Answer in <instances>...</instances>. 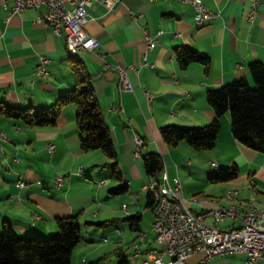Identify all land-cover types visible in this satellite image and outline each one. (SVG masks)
<instances>
[{"label": "crops", "instance_id": "crops-1", "mask_svg": "<svg viewBox=\"0 0 264 264\" xmlns=\"http://www.w3.org/2000/svg\"><path fill=\"white\" fill-rule=\"evenodd\" d=\"M201 1L215 12L201 27L194 23L193 8L178 0H120L87 7L85 28L100 45L79 51L77 57L93 75L95 95L117 152V168L128 191L109 193L119 184L112 176V161L99 150H81L74 105L64 106L53 126H28L0 116V130L8 136L0 141V228L6 221L21 236L45 237L57 230L56 218L78 213L83 237L72 250L71 264H90L102 256L105 260L110 256L109 264H115L118 250L128 254L129 264H139L146 250L159 246L155 234L143 232L141 222L139 231L129 225L132 232L127 233L124 218L143 216L146 210L153 214L147 207L148 192L141 190L147 179L142 156L148 152L161 155L169 178L196 169L212 174L218 167L238 166V176L224 189L219 187L218 196L190 191L176 175L182 199L195 213L226 204L223 194L231 189H238L240 197L254 195L264 208V153L233 137L229 112L220 117L221 129L210 149L195 150L185 142L169 146L159 132L168 124L183 128L208 124L214 112L206 91L241 78L251 82L249 64L264 63V0ZM252 6L254 17L248 20ZM41 10L9 14L0 0V100L11 106L46 107L74 87L65 39L37 21ZM134 13L141 16L133 18ZM144 31L158 37L151 50L146 48ZM179 46L206 53L208 69L196 62L182 68L175 57ZM40 55L49 58L45 77L36 74ZM117 64L135 65L127 71L131 90H119L113 68ZM144 89L150 92V101ZM49 142L54 144L52 152L47 149ZM57 175L64 177L58 187ZM20 179L25 182L22 187L16 184ZM103 180L106 183L100 185ZM99 221L107 224L98 226ZM205 221L215 223L210 215ZM237 222L226 219L219 224ZM135 248L140 251L137 256ZM162 258L170 260L168 255ZM200 258L201 254L194 255L185 264H196ZM208 264H247L246 254L215 256Z\"/></svg>", "mask_w": 264, "mask_h": 264}, {"label": "trees", "instance_id": "trees-1", "mask_svg": "<svg viewBox=\"0 0 264 264\" xmlns=\"http://www.w3.org/2000/svg\"><path fill=\"white\" fill-rule=\"evenodd\" d=\"M70 69L74 87L62 94L52 104L42 108L32 106H11L0 100V116L17 120L28 126H53L61 115L62 108L68 104L75 106V122L79 135V146L83 151L99 150L112 161V176L119 181L108 192L113 195L125 194L126 183L122 182L117 168V152L111 131L102 115L95 90L93 75L77 55H71ZM175 57L182 68L196 62L208 69L209 56L198 49L179 46L175 48ZM251 81L244 78L206 91V100L214 112V118L202 126L179 127L168 124L160 127L162 140L169 146L185 142L195 150L212 148L218 138L220 117L229 112L231 133L241 144L264 153V63L254 61L248 67ZM145 173L156 178L163 170L164 163L158 152H148L142 156ZM239 174L236 164L218 167L209 177L212 182H227ZM154 192L147 194V207L155 206ZM132 231L140 230L142 216L138 213L124 218ZM104 226L106 221L95 223ZM57 230L42 237L38 235L21 236L4 221L0 228V264H71L72 250L81 242L82 233L79 214L56 218ZM155 237V236H154ZM105 256L90 264H103ZM115 264H129L128 254L124 250L116 253Z\"/></svg>", "mask_w": 264, "mask_h": 264}, {"label": "built area", "instance_id": "built-area-1", "mask_svg": "<svg viewBox=\"0 0 264 264\" xmlns=\"http://www.w3.org/2000/svg\"><path fill=\"white\" fill-rule=\"evenodd\" d=\"M178 1L193 8L194 23L197 27H200V20H210L215 15V12L204 5L201 0ZM118 2L120 0H2V5L9 14H20L27 8L42 9L37 21L48 24L55 35L63 36L67 51L78 53L98 48L100 45V42L85 28L87 7L106 3L115 5ZM254 12L253 7L252 13L248 14V20L253 19ZM132 16L137 18L141 14L134 13ZM144 40L147 50H151L156 45L158 37L150 36L144 31ZM143 59L146 60V55ZM48 62L49 58L46 55L39 56L36 70L39 77L47 75ZM113 68L118 74L119 90H131L127 71L136 69L135 65L117 64ZM144 94L150 101V92L144 89ZM5 140H8V136L1 131L0 141ZM136 142L141 145L142 140L136 137ZM47 149L52 152L54 144L47 143ZM63 181L62 175L56 176L55 186H61ZM101 182H106V180ZM16 184L22 187L25 182L21 180V183ZM142 189L154 192L156 195L151 229L159 247L146 250V258L142 259L139 264H149V262L185 264L187 259L197 254H201V258L196 264H208L215 256L232 252L245 253L247 264H261L264 261V211L247 209L245 197L237 199V203L233 205L217 203L205 213H195L181 197L179 178H169L165 168L156 178L149 176ZM237 192H234L236 196ZM194 200H196L195 197ZM206 215L212 216L215 223L208 224L205 221ZM226 219L238 220L240 225L227 227L217 225ZM139 253V249L135 248L134 256ZM164 255H168L170 260L165 262L162 258Z\"/></svg>", "mask_w": 264, "mask_h": 264}, {"label": "rangeland", "instance_id": "rangeland-1", "mask_svg": "<svg viewBox=\"0 0 264 264\" xmlns=\"http://www.w3.org/2000/svg\"><path fill=\"white\" fill-rule=\"evenodd\" d=\"M250 85H251V87L254 86L253 81L250 82ZM175 174L177 176H179L178 173H175ZM176 175H175V177H177ZM211 175L212 174H208V172L206 173L204 170H197L196 169V170H191L190 173H185L184 175L179 176V178L181 179L182 185L183 186L186 185V189L188 188V190H190V191L191 190H199V191L201 190V191H204L205 193H207L209 195L210 194L211 195H215L216 194L218 196V195H220L222 193L221 192L222 190L219 187H222L224 189L227 186V184H226L227 182H220V183L219 182H212L209 179V177ZM148 177H149V175H147V179H146L145 183L148 181ZM187 181H188V183H187ZM217 187L219 188L218 191L216 190ZM141 190L143 191L142 187H141ZM144 191L148 192V193L150 192L148 190H144ZM185 194H186V192H185ZM186 195L189 197L192 194L189 193V194H186ZM194 197H197V196H194ZM253 197H254V195H253ZM254 203L257 205V203L255 202V198H254ZM153 214L151 213L150 210H146L145 214L142 216V221H141V227H143L142 228L143 232H145V233L148 232V233H151L152 235H154V232L151 229V223L154 220ZM217 225L220 227V224H217ZM238 225H240L239 221L237 222L236 226H238ZM126 232L127 233L132 232L129 229V224L128 223H127V227H126ZM102 242H107V240L106 241H102ZM98 243H99V241H98ZM109 259H111L110 256L109 257L107 256V258L105 260V264H109Z\"/></svg>", "mask_w": 264, "mask_h": 264}, {"label": "bare ground", "instance_id": "bare-ground-1", "mask_svg": "<svg viewBox=\"0 0 264 264\" xmlns=\"http://www.w3.org/2000/svg\"><path fill=\"white\" fill-rule=\"evenodd\" d=\"M207 22H209V20H200V27L204 26ZM67 52L69 55H77V53H75L73 51H67ZM1 131L2 130H0V134H1ZM2 132H3V134H6L4 131H2ZM179 181H180V179H179ZM16 183H21V179L18 180ZM105 183L106 182H101L100 185L105 184ZM237 191H238V189H231V190L226 191L223 194L224 199L227 201L226 205H233V203H237V199H244V197L239 196V192H237ZM181 192H182V185H181ZM234 192H237V196ZM181 197H182V193H181ZM195 199L199 200V198H196V197H195ZM245 204H246L247 209H250V210H257L258 209L259 211H264V208L259 207L258 205H256L254 203L253 195L245 197Z\"/></svg>", "mask_w": 264, "mask_h": 264}]
</instances>
